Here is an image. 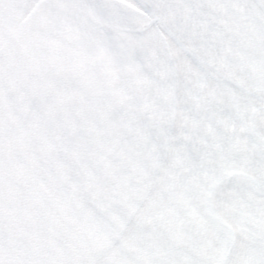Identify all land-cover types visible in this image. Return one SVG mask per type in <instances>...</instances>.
<instances>
[{"label": "rangeland", "instance_id": "374dc122", "mask_svg": "<svg viewBox=\"0 0 264 264\" xmlns=\"http://www.w3.org/2000/svg\"><path fill=\"white\" fill-rule=\"evenodd\" d=\"M145 1L0 0V200L17 170L30 184L42 178L48 206L38 223L14 217L0 259L264 264V95L246 93L264 88V22L242 17L261 38L230 51L186 4ZM243 65L262 75L253 86ZM222 74L248 87L231 93ZM161 124L142 194L95 253Z\"/></svg>", "mask_w": 264, "mask_h": 264}, {"label": "flooded vegetation", "instance_id": "af4514ba", "mask_svg": "<svg viewBox=\"0 0 264 264\" xmlns=\"http://www.w3.org/2000/svg\"><path fill=\"white\" fill-rule=\"evenodd\" d=\"M179 1L180 3L176 2L173 5H170L169 0L167 2L165 1L166 3L165 6L168 8L169 12H172L170 11V9H173V8L175 9V5L178 6L179 8L181 7L183 10L184 8L182 7V5L186 4L192 11H194L197 14H201L204 18L208 19L207 21L210 24L208 26H210L211 30L207 28L206 24L204 25L206 26L210 34L213 36V38L215 39L216 36H218L219 40H221L223 43H227L226 45L227 49L230 51H235L241 44L246 45L245 42H247L249 38H251L252 40H254L255 38L256 39L261 38L260 33H255L252 30L250 32H247V29H246L247 24L242 22L241 20L242 17H247V18H250L252 21H254L255 19L254 16L258 15L259 17L261 16V19L264 22L263 12L252 0H179ZM146 3H147V9L150 11V13L155 18V20H157V13H156L155 7L150 5L148 2ZM148 24L146 23L145 26L147 27ZM109 26L113 27L114 29H118V30L124 28L116 24H110ZM141 30H143V28L136 29V30H130V31L135 32V31H141ZM193 53L195 57L199 59V62L204 63V60H202V58L196 52H193ZM244 57L245 59L244 58H240V59H244L243 61L247 59V60H250V63H254V56L246 55ZM259 59H261L260 61L261 63H264V58H259ZM243 61H239V63H243ZM235 63H238V61H236ZM246 66L247 65L242 66L240 73L241 75L244 74L242 75V76H245L244 81L247 80V84H250V86H253L252 84H256L255 83L256 77L262 78V75L255 74L257 67H255V69H252ZM249 68H250V71L249 72L246 71V69H249ZM223 77L224 78L217 77V79L221 80V85L224 86L226 90L230 88L231 93L235 92V87H236L235 83L237 84V86H240L239 88H241L243 91L248 87L246 86V84L241 86L242 83H240V81L236 78L233 79V78L225 77L224 75ZM263 77H264V74H263ZM172 78L173 77H171V79ZM262 80L264 79H261L258 81L261 82ZM224 81H226V83H229L230 85H227ZM246 93L249 97H253L252 101H256L257 93L264 95V88L254 87L252 88V90L249 89L248 91H246ZM255 108L256 107L254 106L253 109H251L252 113L255 111ZM165 116H166V113H164V117ZM221 123L222 121L218 120V124H221ZM167 126L168 124L159 125L158 126L159 129L157 130L156 136L153 139V141L150 144L144 145L145 146L144 148L146 150L145 153L148 155L146 158V161L148 163L151 159V155L149 154V152H152L155 155V152L157 150H160V147L162 144V137L166 133ZM139 165H141V163H139ZM143 168L144 167L142 166L139 169V172L141 173V175L136 176L138 178L137 181L140 183L131 186V189L128 190L127 200L123 204L124 207L123 209L120 210V214L115 215L114 219H112L114 221H112V223L110 224L109 229L115 228L113 223L119 219V216H121V220H120L121 224L127 221L131 213L133 204L136 203V200L142 194L143 189H144L143 187L144 180H145V177L147 176V173L149 172V167L146 166V169H143ZM143 170H144V173H143ZM16 171L17 170H15V173L13 174V176H10L9 178L10 182L7 184L10 187L9 192H11V197L9 196L10 199L8 201L0 200V206H1L0 208L2 209V211H0V219H1L0 237L3 236L5 233L11 232L14 230V228L12 227L13 223L11 222L13 221L15 216H18L19 218H21L22 213L25 215L27 212L29 213L32 212L29 215L30 216L32 215L34 217L35 222L30 221L29 219L28 223L34 224V223H38L39 219L42 217H45L48 213V206L46 205L47 197H46L43 183L41 184L27 183L26 181L27 178H25L26 174L22 173L20 175H16ZM0 176L2 177L3 174H0ZM0 186H1L0 187V190H1L2 186L4 185L0 184ZM0 195L3 196V194L1 193ZM18 197H21V199H19ZM25 202H27L28 206L25 204ZM4 203L7 205H2ZM32 208H34V211L32 210ZM3 216H8V218H4ZM31 227H33V225H31L27 229L30 230ZM28 233H30V235L32 236H34L35 234V232L32 230H30ZM114 234H115V229L114 231L113 230L104 231L101 235L104 237L103 239L105 240H103L97 245V247L95 248L96 249L95 253L104 251L106 247L109 245L110 239L112 235ZM109 257L111 258V255ZM2 259L6 260L4 258ZM9 260H14L18 263H21V261L16 258H10ZM109 263L110 261H108L107 264Z\"/></svg>", "mask_w": 264, "mask_h": 264}, {"label": "water", "instance_id": "95a60500", "mask_svg": "<svg viewBox=\"0 0 264 264\" xmlns=\"http://www.w3.org/2000/svg\"><path fill=\"white\" fill-rule=\"evenodd\" d=\"M264 13V0H253ZM0 264H16L14 262H1Z\"/></svg>", "mask_w": 264, "mask_h": 264}]
</instances>
